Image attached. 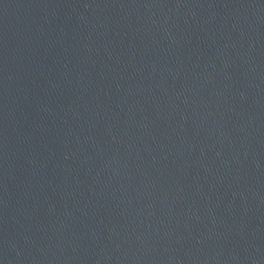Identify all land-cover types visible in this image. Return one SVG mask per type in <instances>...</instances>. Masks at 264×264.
<instances>
[{"label": "water", "instance_id": "1", "mask_svg": "<svg viewBox=\"0 0 264 264\" xmlns=\"http://www.w3.org/2000/svg\"><path fill=\"white\" fill-rule=\"evenodd\" d=\"M0 264H264V0H0Z\"/></svg>", "mask_w": 264, "mask_h": 264}]
</instances>
